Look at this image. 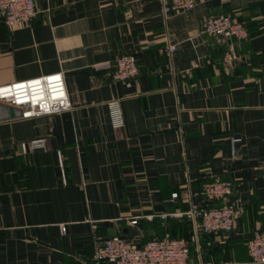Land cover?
<instances>
[{
	"label": "crops",
	"instance_id": "1",
	"mask_svg": "<svg viewBox=\"0 0 264 264\" xmlns=\"http://www.w3.org/2000/svg\"><path fill=\"white\" fill-rule=\"evenodd\" d=\"M36 6L14 26L0 18V85L61 72L72 108L0 119V264H93L101 239L139 245L164 232L188 241L187 264H252L246 243L264 227V0ZM220 12L248 32L230 62L226 39L202 31ZM127 52L137 76L112 81V67L99 64ZM113 98L122 128L110 124ZM35 136L45 148L19 154L18 142ZM214 178L233 182L231 231L203 234L184 216H159L212 205L201 188Z\"/></svg>",
	"mask_w": 264,
	"mask_h": 264
},
{
	"label": "built area",
	"instance_id": "2",
	"mask_svg": "<svg viewBox=\"0 0 264 264\" xmlns=\"http://www.w3.org/2000/svg\"><path fill=\"white\" fill-rule=\"evenodd\" d=\"M164 8L186 9L193 6L196 0H161ZM37 13L36 0H0V18L8 25L14 26L31 19ZM202 31L226 39L227 49L223 60L230 62L237 58L236 45L247 37L244 22L237 20L231 12H220L207 15L202 21ZM174 45L168 44L164 52L173 51ZM99 65L111 66V80L126 82L138 74V62L135 53L116 54L112 61ZM0 103L17 107L20 117L35 118L43 115L59 114L72 108L64 78L61 72H54L25 80H18L0 85ZM110 124L113 128H122L124 117L120 98L106 102ZM45 136H35L18 142L19 154L43 149L46 146ZM59 166L64 178L62 152L57 150ZM233 182L214 178L203 183L201 194L212 205L191 203L184 211L176 213L162 212L161 218L167 216L186 217L190 219L203 234L229 232L235 222V210L227 202ZM177 193L171 194L175 198ZM153 216H148L152 219ZM131 219L130 224H136ZM63 229V227H62ZM247 254L252 264H264V227L255 229L246 243ZM189 245L185 238L172 237L164 232L142 244L121 235H113L96 242L91 261L93 264H187Z\"/></svg>",
	"mask_w": 264,
	"mask_h": 264
},
{
	"label": "water",
	"instance_id": "3",
	"mask_svg": "<svg viewBox=\"0 0 264 264\" xmlns=\"http://www.w3.org/2000/svg\"><path fill=\"white\" fill-rule=\"evenodd\" d=\"M1 116L0 119L11 118L21 115V110L17 107L0 103Z\"/></svg>",
	"mask_w": 264,
	"mask_h": 264
},
{
	"label": "trees",
	"instance_id": "4",
	"mask_svg": "<svg viewBox=\"0 0 264 264\" xmlns=\"http://www.w3.org/2000/svg\"><path fill=\"white\" fill-rule=\"evenodd\" d=\"M173 237V236H172Z\"/></svg>",
	"mask_w": 264,
	"mask_h": 264
}]
</instances>
